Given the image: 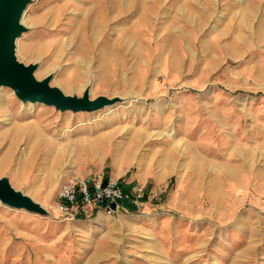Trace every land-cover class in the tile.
I'll list each match as a JSON object with an SVG mask.
<instances>
[{
  "label": "rangeland",
  "instance_id": "rangeland-1",
  "mask_svg": "<svg viewBox=\"0 0 264 264\" xmlns=\"http://www.w3.org/2000/svg\"><path fill=\"white\" fill-rule=\"evenodd\" d=\"M108 3L30 0L23 13L15 56L37 65V80L50 74L65 94L89 88L91 99L119 100L60 111L0 87V177L47 210L0 202V264H264V186L230 192L229 181L209 182L214 195L224 188L219 208L198 204L201 190L185 182L196 149L204 167L229 164L245 147L264 171V0ZM162 151L181 164L157 179ZM82 173L141 176L129 190L141 185L143 199L156 198L144 206L151 219L132 206L65 219L58 186ZM194 203L203 206L196 214L177 207Z\"/></svg>",
  "mask_w": 264,
  "mask_h": 264
},
{
  "label": "water",
  "instance_id": "water-1",
  "mask_svg": "<svg viewBox=\"0 0 264 264\" xmlns=\"http://www.w3.org/2000/svg\"><path fill=\"white\" fill-rule=\"evenodd\" d=\"M30 0H0V87L6 86L22 102H39L53 105L60 111L92 112L113 105L118 97L99 95L89 97V88L81 96L63 93L58 87L49 84V74L37 80L33 72L36 64L24 65L15 56V40L26 27L21 18ZM0 202L16 208L44 214L46 208L29 194L15 188L5 176L0 177Z\"/></svg>",
  "mask_w": 264,
  "mask_h": 264
},
{
  "label": "crops",
  "instance_id": "crops-1",
  "mask_svg": "<svg viewBox=\"0 0 264 264\" xmlns=\"http://www.w3.org/2000/svg\"><path fill=\"white\" fill-rule=\"evenodd\" d=\"M239 149L244 150L243 153L240 152ZM232 152H233L232 154L236 155L238 158L235 159L234 161H232L231 163L228 164V163L216 161L214 164H211L210 162H208V164H205L207 166H204V167L201 163V162H203L202 160H204L203 156L201 155V151L196 149L193 152V156L195 157V159L191 162L190 168H192V170L189 171L190 176L185 182L189 186L190 185H196V189L201 190L200 194L194 196L195 198H192L193 200L199 199L198 204L201 205L202 200L212 201V199H213L214 201H216L215 207L221 208V201H223L224 197H225V194L223 193L224 188H221V192L218 193V195L215 194L216 195L215 196L214 192H213L214 189L212 187H207L209 182L210 183L214 182L215 184L218 185V184H224L225 181L226 182L229 181V185L231 186L230 192L237 190L238 186L246 184V183H249L251 185L252 184L259 185L260 189L264 186V171L255 170L253 168V164L247 159L249 157V156H247L249 149L245 148V147H242V148L241 147H234ZM161 153H162V156L160 158L156 157L155 160L152 157H150V160H154L153 163L157 162L159 164H162L163 168L165 170V172H158V175L156 176L157 179H159V177L165 175V173L169 172L170 170L172 171V170L179 169L180 164H181V162H177V160H178L177 155L173 154V156L170 157L167 153H165V151L164 152L162 151ZM191 155L192 154L190 152V157H191ZM241 155L244 156L243 159H242ZM197 156L201 159L197 158ZM185 157L187 158V156H185ZM146 159L147 160L149 159V155H142V160H146ZM186 162H188V161H186ZM192 163H195V164L192 166ZM251 165H252V168L250 167ZM223 166L234 167V173H236V175H228L227 174L228 171L224 170ZM149 171L150 170H148V167H147L139 175H144L146 172H149ZM256 173L259 176V177H256L257 180L255 178ZM116 175H118V174H116ZM108 176H109L108 174H105L103 176V178H107ZM138 178L140 179L141 176L138 177L134 173H129V174H127V177L122 175V177L120 176L118 179L120 181L121 187L124 190H129L132 187L134 181ZM260 178L262 179L261 181H260ZM199 185H204V186L200 187ZM188 191L191 192L192 190L190 189V190H187V192ZM229 194H231V193H229ZM196 197H198V198H196ZM154 198H151V197H149V195H146L144 197L141 205L139 206V208H135V207L133 208V206H132L131 210L132 211L139 210V217H141V219L147 218L149 216L148 219L150 220L151 217L149 215L148 208H146V207L144 208V206L146 203H150ZM242 198L244 199L243 196L241 197V199ZM218 203H219V205H218ZM200 205H197L195 203L192 204L191 206H187L186 204H180L177 207L180 206L181 209L187 208V209H189V211H191L190 212L191 214H196L197 212L201 211L203 208V206H200ZM129 206H131V205H129ZM122 213H124V212H122ZM104 214H106V213L103 211L102 208H95L88 215H91L94 217L97 215H104ZM83 216H85V215H81L80 217H83ZM210 219L211 218H206V217L201 218V220H203L202 222H206L205 220L208 221Z\"/></svg>",
  "mask_w": 264,
  "mask_h": 264
},
{
  "label": "built area",
  "instance_id": "built-area-1",
  "mask_svg": "<svg viewBox=\"0 0 264 264\" xmlns=\"http://www.w3.org/2000/svg\"><path fill=\"white\" fill-rule=\"evenodd\" d=\"M56 208L65 219L87 215L95 208H102L108 214L128 210V203L139 207L143 199L141 185L124 190L115 176L103 178L95 175H72L58 186Z\"/></svg>",
  "mask_w": 264,
  "mask_h": 264
},
{
  "label": "bare ground",
  "instance_id": "bare-ground-1",
  "mask_svg": "<svg viewBox=\"0 0 264 264\" xmlns=\"http://www.w3.org/2000/svg\"><path fill=\"white\" fill-rule=\"evenodd\" d=\"M108 2H109L108 4L111 3L113 6H116V7H117V5H119V4L122 2V0H108ZM66 5H67V4H66ZM92 6H93V5H92ZM103 6H105V7L107 8L106 5H101L100 8H102ZM65 7H66V6H65ZM89 7H90V6H89ZM89 7H88V8H89ZM97 7H98V6H97ZM121 7H122V6H121ZM59 8H60V7H59ZM91 8H92V7H91ZM91 8H90V9H91ZM100 8H99V9H100ZM96 9H97V8H96ZM121 9H122V8H121ZM103 10H104V9H103ZM110 10H111V9H110ZM86 12H87V11L85 10V13H86ZM89 12H90V11H89ZM99 12H100V11H99ZM104 12H105V11H104ZM117 12H118V11H117ZM106 13H107V12H106ZM123 13H124V12H123ZM86 14H87V13H86ZM97 15H98V14H97ZM116 15H117V14H115V16H116ZM85 16H86V15H85ZM98 16L100 17V15H98ZM123 17H124V16H123ZM84 18H85V17H84ZM96 19H98V17H96ZM22 20H23V19L21 18V21H20L21 24H23V23H22ZM91 20H92V19H91ZM94 20H95V19H94ZM87 21H88V20H87ZM102 22H103V21H102ZM99 23H100V22H99ZM84 24H85V23H84ZM101 24H102V23H101ZM102 27H103V26H102ZM102 27H101V28H102ZM86 29H87V28H86ZM103 29H104V28H103ZM106 30H107V29H106ZM235 168H236V167H235ZM223 169H225V168L223 167ZM226 170H232V172H231L230 175H236V173H234V167L226 168ZM229 172H230V171H229Z\"/></svg>",
  "mask_w": 264,
  "mask_h": 264
}]
</instances>
